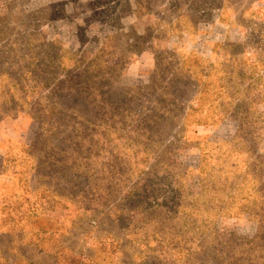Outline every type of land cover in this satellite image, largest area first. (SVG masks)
Listing matches in <instances>:
<instances>
[{
  "label": "rangeland",
  "instance_id": "1",
  "mask_svg": "<svg viewBox=\"0 0 264 264\" xmlns=\"http://www.w3.org/2000/svg\"><path fill=\"white\" fill-rule=\"evenodd\" d=\"M0 264H264V0H0Z\"/></svg>",
  "mask_w": 264,
  "mask_h": 264
}]
</instances>
